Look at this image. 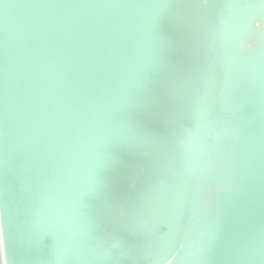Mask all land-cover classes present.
Listing matches in <instances>:
<instances>
[{"label": "water", "instance_id": "water-1", "mask_svg": "<svg viewBox=\"0 0 264 264\" xmlns=\"http://www.w3.org/2000/svg\"><path fill=\"white\" fill-rule=\"evenodd\" d=\"M262 21L0 0V264H264Z\"/></svg>", "mask_w": 264, "mask_h": 264}, {"label": "snow or ice", "instance_id": "snow-or-ice-1", "mask_svg": "<svg viewBox=\"0 0 264 264\" xmlns=\"http://www.w3.org/2000/svg\"><path fill=\"white\" fill-rule=\"evenodd\" d=\"M262 22H264V21H262ZM257 27H259V26H257ZM2 240H3V230H2V228H0V242H2Z\"/></svg>", "mask_w": 264, "mask_h": 264}]
</instances>
